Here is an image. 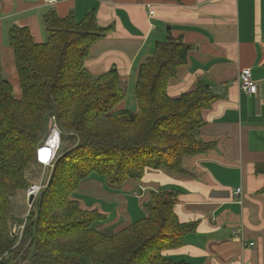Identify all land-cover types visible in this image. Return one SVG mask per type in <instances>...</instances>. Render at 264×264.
<instances>
[{
    "label": "trees",
    "instance_id": "obj_1",
    "mask_svg": "<svg viewBox=\"0 0 264 264\" xmlns=\"http://www.w3.org/2000/svg\"><path fill=\"white\" fill-rule=\"evenodd\" d=\"M43 24L42 44H35L25 27L8 32L19 97L0 70V264H186L162 254L181 246L193 230L178 220L171 193L151 192L144 203L147 216L113 234L99 229L104 217L81 208L74 194L92 175L118 188L140 180L146 169L180 173L182 158L211 147L197 139L201 112L216 100L208 86L198 82L178 97L167 95L189 46L170 36L155 44L152 57L138 68L132 112L118 108L124 89L114 69L93 77L84 66L90 47L106 32L97 27L94 12L77 22L72 14L59 18L49 10ZM50 117L60 135L67 133L75 142L55 159L14 247L10 197L29 186L27 173L42 141L38 135ZM255 171L264 175V165Z\"/></svg>",
    "mask_w": 264,
    "mask_h": 264
},
{
    "label": "crops",
    "instance_id": "obj_2",
    "mask_svg": "<svg viewBox=\"0 0 264 264\" xmlns=\"http://www.w3.org/2000/svg\"><path fill=\"white\" fill-rule=\"evenodd\" d=\"M49 10L59 18L72 14L77 22L94 12L97 27L106 32L90 47L84 66L93 77L117 72L124 89L119 109L136 111L138 68L169 36L190 49L169 80L167 95L178 97L202 82L216 96L201 112L197 133L211 147L182 158V172L146 169L140 180L118 188L92 175L75 191L81 208L96 210L104 217L99 229L116 233L147 216L144 203L151 192L166 191L178 220L193 230L181 246L165 250V258L264 264V175L255 171L264 165V0H0V70L15 97L20 88L8 32L25 27L35 44L44 43L43 15ZM242 70L250 71L256 94L241 91ZM236 188L239 196L233 194Z\"/></svg>",
    "mask_w": 264,
    "mask_h": 264
},
{
    "label": "built area",
    "instance_id": "obj_3",
    "mask_svg": "<svg viewBox=\"0 0 264 264\" xmlns=\"http://www.w3.org/2000/svg\"><path fill=\"white\" fill-rule=\"evenodd\" d=\"M48 4H54L60 0H44ZM147 8H149V5H147ZM152 11H149V14L152 15ZM238 83L241 91L246 95H254L257 92V87L252 79V75L250 71L248 70H242L239 72L238 75ZM48 135L44 141H41V143L36 148V156H35V163L40 168V177L39 180H37L36 183H31L25 190V199L28 211L31 210L33 207L34 201L38 198L40 193L45 189L48 179H49V173L47 174V170L49 168L53 167V163L55 161V155L56 151L58 150L60 146V131L57 128L56 122L54 117H50L48 119ZM41 157H45L44 159H41ZM234 196H239L241 194V189L236 188L233 191ZM31 198V201L29 202V199ZM28 216V215H27ZM24 225H20L16 228L14 226V237L15 239H18V236H21L22 229ZM237 232H233V235L236 236ZM252 245L251 243L249 244Z\"/></svg>",
    "mask_w": 264,
    "mask_h": 264
},
{
    "label": "rangeland",
    "instance_id": "obj_4",
    "mask_svg": "<svg viewBox=\"0 0 264 264\" xmlns=\"http://www.w3.org/2000/svg\"><path fill=\"white\" fill-rule=\"evenodd\" d=\"M47 128H48V121L45 123L44 127L42 128L41 132L39 133L38 140L44 141V139H46V137L48 135V129ZM74 142H75V139L72 136H70L67 133L63 134L61 136L60 146H59L58 150L56 151L55 159H57L59 156H61L66 151L71 149V147L74 145ZM53 169H54V163H53V167L49 168L47 170V174L49 173L51 175V172ZM50 175H49V177H50ZM39 177H40V168H39V166L35 165L28 171L27 179L31 183H36L37 180H39ZM10 203H11V215L14 218V220L10 223L8 231H9V235L12 237L15 233L13 230L14 226H16V228H17L20 225H24L26 223L25 222L26 217H28L27 215L29 214L27 204H26V199H25V192L24 191L15 192L10 197ZM34 208H35V204L31 208V210ZM33 212H35V209ZM18 221H20V222H18ZM101 230L108 233V234L114 233L113 229H110V230L101 229ZM23 231H24V227L22 229L21 236H18V239L16 238L14 247H16L20 243V241L23 237ZM12 264H15V263H12ZM19 264H27V262L26 263H19Z\"/></svg>",
    "mask_w": 264,
    "mask_h": 264
},
{
    "label": "bare ground",
    "instance_id": "obj_5",
    "mask_svg": "<svg viewBox=\"0 0 264 264\" xmlns=\"http://www.w3.org/2000/svg\"><path fill=\"white\" fill-rule=\"evenodd\" d=\"M37 148V147H36ZM35 156H36V149H35ZM45 157H41V159H44Z\"/></svg>",
    "mask_w": 264,
    "mask_h": 264
},
{
    "label": "water",
    "instance_id": "obj_6",
    "mask_svg": "<svg viewBox=\"0 0 264 264\" xmlns=\"http://www.w3.org/2000/svg\"><path fill=\"white\" fill-rule=\"evenodd\" d=\"M31 201V198L29 199V202Z\"/></svg>",
    "mask_w": 264,
    "mask_h": 264
}]
</instances>
